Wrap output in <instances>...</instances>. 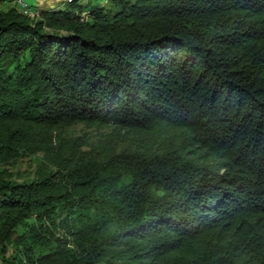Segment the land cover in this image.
<instances>
[{
    "label": "trees",
    "instance_id": "16d2710c",
    "mask_svg": "<svg viewBox=\"0 0 264 264\" xmlns=\"http://www.w3.org/2000/svg\"><path fill=\"white\" fill-rule=\"evenodd\" d=\"M68 3L0 9V159L78 122L179 143L0 170V264H264V0Z\"/></svg>",
    "mask_w": 264,
    "mask_h": 264
},
{
    "label": "rangeland",
    "instance_id": "374dc122",
    "mask_svg": "<svg viewBox=\"0 0 264 264\" xmlns=\"http://www.w3.org/2000/svg\"><path fill=\"white\" fill-rule=\"evenodd\" d=\"M72 0H26V5L32 9H22L18 0H6L0 9L18 8L21 12L40 20L42 10L66 9ZM91 2L96 6L111 7L110 0H81ZM86 15V12L83 13ZM52 30V29H51ZM35 141V145L26 144L20 152L7 159H0V170H7L16 182L35 179L48 171L55 170L58 162L64 158L77 155L81 150L107 157L123 150H140L145 153H158L171 148L179 137L163 129L155 133H145L117 124L97 125L78 122L48 132H43ZM174 138V139H173ZM44 148H40V145ZM26 148V149H25ZM15 246L10 244L8 252L12 253ZM1 262V261H0Z\"/></svg>",
    "mask_w": 264,
    "mask_h": 264
},
{
    "label": "built area",
    "instance_id": "2783aa9c",
    "mask_svg": "<svg viewBox=\"0 0 264 264\" xmlns=\"http://www.w3.org/2000/svg\"><path fill=\"white\" fill-rule=\"evenodd\" d=\"M18 2L21 5V8H23V9H32V6H26V0H18Z\"/></svg>",
    "mask_w": 264,
    "mask_h": 264
},
{
    "label": "bare ground",
    "instance_id": "6f19581e",
    "mask_svg": "<svg viewBox=\"0 0 264 264\" xmlns=\"http://www.w3.org/2000/svg\"><path fill=\"white\" fill-rule=\"evenodd\" d=\"M26 6H28V5H26ZM23 9V8H22Z\"/></svg>",
    "mask_w": 264,
    "mask_h": 264
}]
</instances>
